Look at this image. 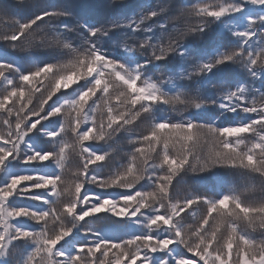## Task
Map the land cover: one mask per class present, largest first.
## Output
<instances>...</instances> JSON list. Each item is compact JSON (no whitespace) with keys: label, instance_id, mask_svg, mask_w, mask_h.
I'll return each instance as SVG.
<instances>
[{"label":"snow or ice","instance_id":"1","mask_svg":"<svg viewBox=\"0 0 264 264\" xmlns=\"http://www.w3.org/2000/svg\"><path fill=\"white\" fill-rule=\"evenodd\" d=\"M0 21V264H264V0Z\"/></svg>","mask_w":264,"mask_h":264},{"label":"trees","instance_id":"2","mask_svg":"<svg viewBox=\"0 0 264 264\" xmlns=\"http://www.w3.org/2000/svg\"><path fill=\"white\" fill-rule=\"evenodd\" d=\"M14 2H15V0H2L1 1V3L4 4L5 6L12 4ZM54 2H62V0H54ZM130 2H132V3H144V2H147V0H130ZM153 2H155V0H153ZM2 47H3V45H0V48H2ZM219 171H221L222 173L224 172V170H219ZM229 178L231 179L232 177H229ZM237 180H238V178H237ZM205 183H207V182H205Z\"/></svg>","mask_w":264,"mask_h":264},{"label":"rangeland","instance_id":"3","mask_svg":"<svg viewBox=\"0 0 264 264\" xmlns=\"http://www.w3.org/2000/svg\"><path fill=\"white\" fill-rule=\"evenodd\" d=\"M1 1H2V0H0V7H4L5 5L2 4ZM3 30H4V24H3L2 21H0V31H3ZM74 163H75V160L73 161V166H74ZM255 195H258V193L255 194Z\"/></svg>","mask_w":264,"mask_h":264}]
</instances>
